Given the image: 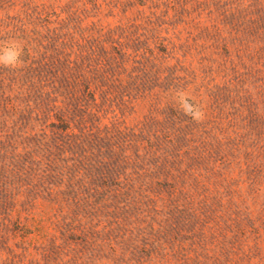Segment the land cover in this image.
Here are the masks:
<instances>
[{"label":"rangeland","instance_id":"rangeland-1","mask_svg":"<svg viewBox=\"0 0 264 264\" xmlns=\"http://www.w3.org/2000/svg\"><path fill=\"white\" fill-rule=\"evenodd\" d=\"M0 264H264V0H0Z\"/></svg>","mask_w":264,"mask_h":264}]
</instances>
